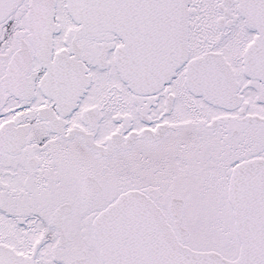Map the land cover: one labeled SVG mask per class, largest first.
Wrapping results in <instances>:
<instances>
[{
  "label": "snow or ice",
  "instance_id": "snow-or-ice-1",
  "mask_svg": "<svg viewBox=\"0 0 264 264\" xmlns=\"http://www.w3.org/2000/svg\"><path fill=\"white\" fill-rule=\"evenodd\" d=\"M0 264H264V0H0Z\"/></svg>",
  "mask_w": 264,
  "mask_h": 264
}]
</instances>
